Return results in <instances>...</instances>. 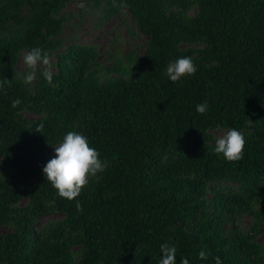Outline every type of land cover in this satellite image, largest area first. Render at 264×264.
I'll return each mask as SVG.
<instances>
[{"label":"trees","instance_id":"16d2710c","mask_svg":"<svg viewBox=\"0 0 264 264\" xmlns=\"http://www.w3.org/2000/svg\"><path fill=\"white\" fill-rule=\"evenodd\" d=\"M76 1L0 0V264H159L162 243L177 264H264V0H80L129 18L141 42L121 57L64 44ZM32 48L54 58L55 87L40 67L31 85L15 78ZM185 56L197 71L173 83ZM232 128L236 162L214 153L212 132ZM69 131L108 161L72 201L42 172Z\"/></svg>","mask_w":264,"mask_h":264},{"label":"clouds","instance_id":"9594fccd","mask_svg":"<svg viewBox=\"0 0 264 264\" xmlns=\"http://www.w3.org/2000/svg\"><path fill=\"white\" fill-rule=\"evenodd\" d=\"M123 6V5H121ZM79 7L83 8L81 3ZM23 62L28 69L22 76L17 75L16 79H21L26 85H31L37 79L36 73L39 67L42 66V76L48 85L55 87L53 84V73L51 71V58L46 51L40 48H32L23 56ZM196 66L190 56L180 57L174 62H170L167 66L166 74L169 80L173 83L179 81L182 77L192 76L196 73ZM12 80L5 79L0 82V87L3 84L11 85ZM21 104L20 99H15L11 103V107L15 108ZM208 111L207 101L196 105L198 114H205ZM44 125L39 124L36 132L41 133ZM246 140L242 132L232 128L228 129L226 134L218 137L215 141L214 153L222 154L228 162H236L243 159L244 147ZM55 154L46 165L42 172L46 180L56 190L61 198L69 201L76 199L84 186L89 182V178L97 177L108 167V161L100 158V153L90 146L88 138L76 131H69L63 137L62 143L54 148ZM51 203H55L52 201ZM76 209L82 212L81 203L76 201ZM161 259L159 264H177L176 252L174 246L167 243L160 245ZM209 253L203 249L199 251L198 258L205 260ZM180 264H189L187 258H181ZM215 264H222L219 257L215 258Z\"/></svg>","mask_w":264,"mask_h":264},{"label":"rangeland","instance_id":"374dc122","mask_svg":"<svg viewBox=\"0 0 264 264\" xmlns=\"http://www.w3.org/2000/svg\"><path fill=\"white\" fill-rule=\"evenodd\" d=\"M82 2L77 0L75 3L67 6L65 13L66 16L70 15L69 22L65 25L62 38L64 44L75 42L78 44H87L96 46L101 56H114L121 57L124 53L130 51V43L137 42L139 45V38L130 37V21L129 18L113 17L111 19L103 20L102 11L100 8L94 7L93 3H83L84 7L79 5ZM51 61H54L53 57H50ZM18 68L24 69V62L22 59L18 61ZM42 68V66L40 67ZM28 118L34 116L27 114ZM215 139L226 134L224 131L212 132ZM54 148L49 150L47 154V161L54 157ZM60 218L59 215L54 214L49 217L41 218L39 223H45L47 221L56 220ZM247 219H243L239 222L242 227L246 226ZM2 232H7V228H1ZM257 242L264 244V232L260 231L257 236Z\"/></svg>","mask_w":264,"mask_h":264}]
</instances>
